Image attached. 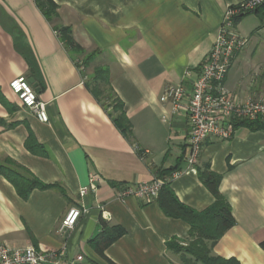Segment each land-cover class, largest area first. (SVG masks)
I'll return each instance as SVG.
<instances>
[{
  "label": "crops",
  "instance_id": "1",
  "mask_svg": "<svg viewBox=\"0 0 264 264\" xmlns=\"http://www.w3.org/2000/svg\"><path fill=\"white\" fill-rule=\"evenodd\" d=\"M52 1L55 21L37 0H0V242L41 251L64 248L60 264H185L184 259L201 264L169 247L173 240L187 245L188 222L166 215L158 200L116 196L125 185L164 173L177 199L203 212L215 202L199 178L209 166L221 176L219 191L236 220L212 255L264 264V132L239 128L231 140L208 139L196 172H188V117L181 112L164 123L171 104L160 101L169 85L183 82L191 89L225 10L244 0ZM60 27L70 28L75 41L94 53L95 66L109 70L131 136L97 101L86 67L61 41ZM237 30L249 45L234 60L225 84L245 103L264 96V22L249 15ZM20 77L47 104L48 123L12 93L10 83ZM94 177L96 192L81 197L80 189ZM32 179L59 187L36 188L23 199L22 182ZM74 207L88 213L62 235L60 223ZM105 228L123 235L101 255L91 242Z\"/></svg>",
  "mask_w": 264,
  "mask_h": 264
},
{
  "label": "built area",
  "instance_id": "2",
  "mask_svg": "<svg viewBox=\"0 0 264 264\" xmlns=\"http://www.w3.org/2000/svg\"><path fill=\"white\" fill-rule=\"evenodd\" d=\"M263 4L264 0H244L228 6L209 56L191 89L188 90L181 82L167 86L161 96L162 103L171 104L170 114L162 117L164 123H170L172 117L181 112L188 117L191 127L188 139L190 148L187 157L188 172H196L204 144L208 139L231 140L235 135L236 121L264 120V96L259 100L239 103L225 84L235 57L249 45V39L238 32L235 20L255 11ZM190 76L189 71L185 77ZM10 89L23 107L33 112L40 122H49L47 104L38 98L24 77L13 80ZM97 181L98 178H92L88 187L80 189V196L85 197L90 192H96ZM164 184L165 181L155 177L151 182L125 185L121 187L116 198L123 201L127 197H135L143 202L152 203L158 200ZM87 213L88 210L85 208H71L61 221L58 232L62 235L67 234L75 228L79 218ZM103 214L106 219L110 218L107 212L103 211ZM64 257V248L61 251H41L32 246L15 248L0 242V264H60Z\"/></svg>",
  "mask_w": 264,
  "mask_h": 264
},
{
  "label": "trees",
  "instance_id": "3",
  "mask_svg": "<svg viewBox=\"0 0 264 264\" xmlns=\"http://www.w3.org/2000/svg\"><path fill=\"white\" fill-rule=\"evenodd\" d=\"M37 4L47 18L49 17L45 8H48L49 10L51 9L52 11L57 10V6L52 0H47V2H45V0H37ZM249 15H256L262 22H264V4L255 11L238 17L235 20L236 25L244 17ZM56 30L60 33L61 41L66 48L67 45L65 41H67V43L68 41L75 42L73 40V33L70 28L60 27ZM89 57L91 60H94L95 55L90 54ZM98 84L101 85V88H104L103 90L108 92L109 96L104 97V92L100 91L97 86ZM91 85L93 88V94L95 95L97 101L106 110L111 109L110 116L113 118L117 127L125 136H131L132 128L124 111L123 103L119 100L113 88L111 87L109 70L105 67H99V69L96 71L95 79L91 80ZM234 126L235 130L239 128H246L250 131L264 132V120L261 119L255 121H236ZM157 176L159 179L163 180L162 178H165L166 175L164 173H158ZM199 178L215 198L214 204L203 212H195L194 210L182 204L177 199L175 193L171 189L170 184L167 182H165L160 192L158 202L165 214L172 218L183 219L190 225V241L187 243V245H180L173 240L169 244V247L177 253L190 255L197 263L237 264L238 262L235 260H225L212 255L216 244L230 229L236 225V220L233 216L231 206L219 191L221 176L212 172L210 167L206 166L204 169L199 171ZM22 183L24 184L25 189L24 191L19 189V193L23 199H27L33 189H50L59 187L47 186L35 179H32L30 182L25 181ZM122 235L123 231L120 229L105 228V230L96 239H94L91 244L101 255H103L104 250L116 242ZM260 246L264 250V241L260 244ZM183 262L185 264L189 263V261L186 259H184Z\"/></svg>",
  "mask_w": 264,
  "mask_h": 264
},
{
  "label": "rangeland",
  "instance_id": "4",
  "mask_svg": "<svg viewBox=\"0 0 264 264\" xmlns=\"http://www.w3.org/2000/svg\"><path fill=\"white\" fill-rule=\"evenodd\" d=\"M45 2H47V0H45ZM45 9L47 11V15L50 18V20L51 21H55L56 15H57V10L56 11H52L51 9L49 10L48 8H45ZM236 28H237V25H236ZM240 34H242V33L240 32ZM244 37H246V36H244ZM73 40L75 41L74 37H73ZM65 42H66L67 48H68L69 52L72 54V56L74 58H76L79 62H81L86 67V72H87V75L90 77V79L91 80L95 79L96 71L99 69L100 66H95V64H94L95 61L93 59L92 60L90 59L89 56H90L91 53L86 52L85 49H83L76 41L75 42L68 41V43H67V41H65ZM243 51H241L240 53H242ZM240 53H238L237 56ZM92 54H94V53H92ZM237 56L235 57V59L237 58ZM100 84H98L97 86H98V88L100 89L101 92H104V97L109 96L108 92L103 90L104 88H101L102 84L101 85ZM245 121H247V120H245Z\"/></svg>",
  "mask_w": 264,
  "mask_h": 264
}]
</instances>
